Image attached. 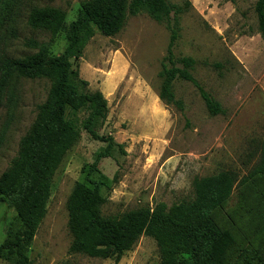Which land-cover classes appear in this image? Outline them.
Here are the masks:
<instances>
[{
  "label": "rangeland",
  "instance_id": "374dc122",
  "mask_svg": "<svg viewBox=\"0 0 264 264\" xmlns=\"http://www.w3.org/2000/svg\"><path fill=\"white\" fill-rule=\"evenodd\" d=\"M84 0H2L0 2V175L16 156L21 138L34 122L38 105L48 96L46 78H24L14 73L1 85L6 57L36 51L29 40L51 42V53L66 46L65 30L57 34L27 23L33 6H56L66 13V24L76 18ZM182 6L176 59H195L192 73L202 88L221 105L212 114L200 88L179 78L176 100L159 97V72L167 55L170 30L146 12L129 15L115 35L95 29L86 46L71 51L73 69L88 80V91L100 90L108 101L105 118L94 129L104 138L82 131L56 169L47 212L28 249L32 264H160L156 240L142 235L119 262L113 258L71 253L67 201L78 180L98 154L114 143L109 156L99 160L95 178H104L105 215H119L164 202L168 207L195 196L197 177L233 171L237 181L227 202L217 210L219 223L235 243L228 264H252L264 258V177L254 171L264 140V37L255 10L257 0H170ZM180 62V61H178ZM181 65V63H178ZM86 115L79 112L80 118ZM21 225L17 211L0 202V244ZM0 255V264H15Z\"/></svg>",
  "mask_w": 264,
  "mask_h": 264
},
{
  "label": "trees",
  "instance_id": "16d2710c",
  "mask_svg": "<svg viewBox=\"0 0 264 264\" xmlns=\"http://www.w3.org/2000/svg\"><path fill=\"white\" fill-rule=\"evenodd\" d=\"M183 9L170 0H84L69 24L61 7L36 5L30 9L28 25L52 34L64 29L67 46L62 53L52 54L51 42L31 39L28 43L36 51L6 57L2 63L1 85L17 73L24 78H46L50 88L46 100L38 105L34 122L21 138L16 156L0 175V202L15 208L21 225L0 244V255L14 257L15 264H32L28 249L46 215L56 169L83 130L93 138H104L96 132L94 124L98 118L107 116V98L100 90L88 91V80L80 78L71 62V51L81 52L96 28L104 35H115L125 26L129 15L140 12L165 23L171 34L159 72L162 78L159 97L166 104L179 103L174 85L182 78L200 88L212 114L222 111L220 103L194 77L195 59L184 56L178 60L174 55ZM255 10L264 37V0H257ZM79 112L86 115L80 118ZM107 141L106 149L89 165L84 180L75 183L68 198V226L72 235L69 251L113 258L117 263L142 235H148L157 242L160 264H228L235 237L219 223L217 210L233 192L237 181L234 172L223 170L195 178L194 198L171 207L159 202L154 207L105 215L102 206L107 198L101 190L105 179L95 178L94 174L99 172L101 157L111 153L114 140L109 137ZM254 172L264 177V140ZM261 259L258 264H264V258ZM59 264L74 263L66 260Z\"/></svg>",
  "mask_w": 264,
  "mask_h": 264
}]
</instances>
